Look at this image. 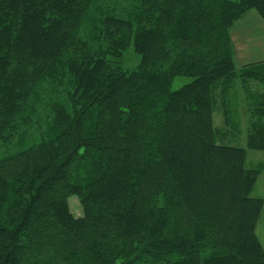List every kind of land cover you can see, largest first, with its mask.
<instances>
[{
	"label": "trees",
	"instance_id": "1",
	"mask_svg": "<svg viewBox=\"0 0 264 264\" xmlns=\"http://www.w3.org/2000/svg\"><path fill=\"white\" fill-rule=\"evenodd\" d=\"M250 11L264 0H0V264H264L245 167L264 62L236 65L230 38Z\"/></svg>",
	"mask_w": 264,
	"mask_h": 264
},
{
	"label": "rangeland",
	"instance_id": "2",
	"mask_svg": "<svg viewBox=\"0 0 264 264\" xmlns=\"http://www.w3.org/2000/svg\"><path fill=\"white\" fill-rule=\"evenodd\" d=\"M255 15V16H253ZM256 17L255 19H257V21H262L263 20L259 19L254 11H251L247 14L246 18L243 19V21L241 22V24H246V25H250L251 22V18L250 17ZM250 18V20H249ZM254 20V19H253ZM259 22V23H262ZM253 26V25H252ZM125 55V61L123 63L122 68L124 70H128V69H132L134 68L138 63H139V56L136 55L132 49V47H129L126 52L124 53ZM191 82L190 78H183V77H177L174 79V81L171 84V90H177L179 89L181 86L187 84ZM244 121V119H242ZM213 121L214 124L219 125L221 123V119L220 116L217 114H213ZM241 122V121H240ZM245 122L242 123L241 122V126H240V130H241V135L239 137V143L234 145V146H238V147H242L245 148ZM2 146L0 145V148ZM1 150V149H0ZM246 161H245V167L248 169H258L260 170V178L258 181H256L255 187L251 193L252 197H260L263 199V204H264V152H256V151H247L246 154ZM1 156V153H0ZM68 206L70 209V212L75 216V217H79L82 215V208L79 204L78 198L73 195L68 197ZM264 207V206H263ZM256 235L260 241V243L263 246L264 249V212L263 214H261V217L259 219V222L256 226Z\"/></svg>",
	"mask_w": 264,
	"mask_h": 264
},
{
	"label": "crops",
	"instance_id": "3",
	"mask_svg": "<svg viewBox=\"0 0 264 264\" xmlns=\"http://www.w3.org/2000/svg\"><path fill=\"white\" fill-rule=\"evenodd\" d=\"M247 14L237 20L230 30V38L234 49V60L238 66L264 62V22L257 21V19H255L256 17H253L255 15H253L250 17L251 20L249 18L251 22L249 26L244 23L241 24ZM259 178L260 176L258 180ZM263 212L264 207L261 214H263Z\"/></svg>",
	"mask_w": 264,
	"mask_h": 264
}]
</instances>
